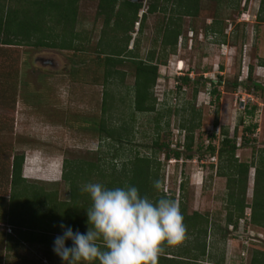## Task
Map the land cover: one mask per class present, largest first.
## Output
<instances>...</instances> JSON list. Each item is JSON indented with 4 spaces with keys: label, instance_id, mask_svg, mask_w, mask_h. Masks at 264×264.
<instances>
[{
    "label": "rangeland",
    "instance_id": "rangeland-1",
    "mask_svg": "<svg viewBox=\"0 0 264 264\" xmlns=\"http://www.w3.org/2000/svg\"><path fill=\"white\" fill-rule=\"evenodd\" d=\"M232 1L203 0L199 16L180 19L175 11L179 8L177 1L160 0L159 9L148 14L139 31L136 26L130 30L128 44L123 41L114 46L113 34L103 38L106 17L100 13V0H81L77 31L87 32V39L77 41L81 49L0 44V196L8 200L11 193L9 174L14 155L24 153L29 158L33 153L39 155L41 150L45 152V158L39 156L40 160L33 159V162L27 159L28 176L32 171L30 176L38 178L29 179L28 183L57 192L61 201L69 200L70 186L57 167L60 163L64 166L66 158L98 160L102 157L121 168L123 162L136 153L154 154L157 117L161 111L164 112L160 123L162 140L171 143L172 149L180 148L184 154L181 160H167L164 152L158 153L163 163L164 192L176 195L179 202L182 180H188L185 205L189 214L210 215L208 245L214 250L209 259L216 261L225 255L226 260L229 258L227 264H251L255 250L264 251V228L246 222V230L251 227V234H256L262 243L253 245L254 240L250 241L251 247L242 258L241 234L231 233L226 224L228 179L218 174V156L207 151L211 141L219 146L222 128L227 127L231 136L238 133L237 156L241 161L255 160L259 164L264 155V21L258 18L262 0H243L240 7ZM151 2L154 0L143 1L141 13L148 11ZM261 15L264 17V11ZM172 20H182L183 39H179L178 52L169 55L166 64H160V76L154 88L158 111L135 112L137 67L130 50L138 51L140 58L148 59L150 51L156 49L159 59L163 29ZM214 22H219L228 37V41H224L227 44L224 54L235 52L230 61L223 57L222 45L218 43L222 37L212 32L207 34ZM49 40L53 39L49 37ZM126 45L123 54L127 59L113 67L115 72L126 75L115 73L106 81L107 64L105 57L101 58L99 54H112ZM231 45L235 48L232 49ZM179 58L185 60L186 72L190 70V76L194 74V78L204 79L196 85H183L182 89L176 90L179 75L172 62ZM251 67L254 69L253 81L260 82L262 89H254L252 93L244 85L235 89L237 78L240 82H248ZM220 76L224 83L220 84L219 98L213 94L215 85L207 83L205 78L220 82ZM196 86L200 91L195 98ZM190 104L200 113L198 118L202 124L196 130L194 159L187 157L190 152L183 147L186 133L180 126L184 116L191 115L184 112L185 107L190 109ZM168 108H173L171 114H168ZM104 122L105 131L101 129ZM255 124L258 125L256 130L247 131ZM107 129L114 130L113 137L108 138ZM119 133L124 134L123 141L119 140ZM214 135L217 139L213 138ZM243 136L248 138V143L244 144ZM115 154L120 155L113 160ZM212 164H216L215 167ZM255 177L256 166L250 171L249 204L253 201ZM5 200H0V264H64L47 244L26 242L10 248L13 243L9 235L14 236L16 232L9 231L15 228L6 217L9 207ZM251 213L252 209L248 208L246 217L250 218ZM200 238L190 236L180 244H192L193 247L202 241Z\"/></svg>",
    "mask_w": 264,
    "mask_h": 264
},
{
    "label": "trees",
    "instance_id": "trees-1",
    "mask_svg": "<svg viewBox=\"0 0 264 264\" xmlns=\"http://www.w3.org/2000/svg\"><path fill=\"white\" fill-rule=\"evenodd\" d=\"M81 0H0V44L13 45H28L37 47H53L68 50H79L81 47L77 45V41L87 39V32H78L77 23L79 17V5ZM159 1L154 0L148 6V11L143 14L141 26L147 20L149 13H155L159 9ZM168 2L172 0H167ZM179 8L175 11L182 19L185 16L197 17L202 8L203 0H175ZM223 3L224 0H218ZM243 0H233L235 6L240 7ZM248 1V0H247ZM100 13L105 15V25L103 30V38H108L109 34H113V45L121 44L130 41L129 32L135 28L137 22L140 21L141 10L144 8L143 3H136L129 0H100ZM264 11V0H262L261 10L258 18L264 21L261 15ZM245 15V14H244ZM115 21L114 24L112 22ZM219 27L217 28V26ZM57 29H56V27ZM209 32L218 34L222 37L218 43L222 44L228 41L225 29L221 28L219 22H214ZM56 30V32H55ZM53 34H55L53 38ZM183 34L182 20L174 22L172 20L164 27L162 32V55L157 58V50L150 51L148 59H142L138 51L130 50L132 61L136 64L137 74L134 87L135 112L153 113L158 111V98L154 93V88L157 84L160 64H166L169 60V55L176 54L179 48V39ZM125 35H127L125 37ZM51 37L53 40H49ZM34 41V39H36ZM108 40V39H107ZM106 40V41H107ZM225 41V42H224ZM111 42L110 40L107 41ZM107 43V44H108ZM114 45V46H116ZM118 50V51H117ZM114 50V53L99 57H105L106 81L115 73H121L113 69L115 65L124 63L127 57H124L126 47ZM158 60V61H157ZM264 64V61L262 62ZM253 67L248 77V82H240L237 78L234 82V88L237 89L244 85L247 90L252 93L254 89H262L263 85L258 81H253ZM124 77V76H123ZM211 80L205 78V81L215 85L213 94L220 98V84L224 81ZM204 78H192L190 74L180 76L176 84V90L182 89L183 85L198 84ZM253 81V82H252ZM252 83V84H250ZM16 91V90H15ZM200 91L199 86L195 87L194 96H198ZM16 92L13 97L15 98ZM15 101V99H14ZM189 108H184V112H190L189 117H185L181 123V129L185 131V141L183 147L186 148L189 154L188 159L195 158L194 144L196 141V130L202 124L200 113L196 107L190 104ZM108 109L107 101H104V111ZM179 111V110H178ZM168 114L173 112V108H168ZM199 114V116H197ZM164 112L158 111V127L157 135L154 139L155 151L152 155H142L140 152L123 162L122 167L114 161H107L102 157L98 160L82 159L72 160L65 159L63 179L69 183L70 198L66 201L59 200L57 192L46 191L45 188L36 184H29L24 176L26 154H15L10 168V185L11 193L8 200L0 196V200H5L8 203L9 212L6 215L8 221L14 226L15 235H9L11 239L10 248L14 249L22 246V243L29 242L47 244L53 249V243L58 235H62L63 230L60 224L64 223L71 226L73 230H79L86 233L89 225L87 224L88 214L87 209L91 207L92 200L90 195L81 190L82 186L89 182L103 183L109 188L123 187L125 185L136 186L142 195H147L153 200H158L161 197H168L177 200L176 195H169L163 190L165 176L161 173L162 165L158 153L164 152L166 159L176 160L183 159V152L180 148L172 149L171 143L163 141L161 138V120ZM216 126L219 122L216 121ZM170 122H168V127ZM258 128V125L252 128H247V131H253ZM101 129L105 131V122L101 124ZM108 138L114 136V130L107 129ZM119 140L123 141L124 134L119 133ZM217 139V136H213ZM238 133L235 132L231 136L230 130L227 127L222 128L221 139L219 146L213 141L208 145L207 151L212 156H218L219 164L217 165L218 174L221 177L228 179V199H227V227L230 224H235L239 227L241 218H247V221L252 225L264 228V155L260 157L259 164L253 162L241 161L237 156ZM244 144L248 143V138L243 136ZM180 147L182 145L179 144ZM120 154H115L113 160ZM216 164H212L215 167ZM256 166V177L254 196L251 204L248 203V184L250 171ZM161 182V190L158 191L153 187V181ZM188 187V180L183 179L181 183V200L179 204L184 222L187 226L186 239L190 236L202 239L194 244H180L179 246H166L165 251L160 255L158 264H199L200 258L207 256L208 236L210 233L211 219L209 214H201L195 212L189 214L185 205V193ZM178 201V200H177ZM252 209L251 217H246V210ZM249 219V220H248ZM196 240V239H195ZM70 247L72 241H68ZM198 251V253H197ZM55 254V253H54ZM56 255V254H55ZM58 256V255H57ZM99 264V262H95ZM251 264H264V251L257 249L254 252V257Z\"/></svg>",
    "mask_w": 264,
    "mask_h": 264
},
{
    "label": "clouds",
    "instance_id": "clouds-1",
    "mask_svg": "<svg viewBox=\"0 0 264 264\" xmlns=\"http://www.w3.org/2000/svg\"><path fill=\"white\" fill-rule=\"evenodd\" d=\"M221 45L224 51L227 44ZM179 61H184L186 71L184 59L179 58L172 64L177 67ZM38 154L26 156V163L27 159L33 162V159L40 160L39 156L45 158V152L40 150ZM28 167L24 170L25 178L38 179L30 176L32 171L28 176ZM57 167L63 172L61 163ZM153 187L160 191L161 182L153 181ZM81 190L92 200L87 209L89 228L84 233L60 224L63 233L55 238L53 251L64 264H95L97 261L99 264H158L166 246L179 245L186 239L187 226L175 199L161 197L153 200L142 195L134 185L109 188L103 183L89 182ZM9 231L12 233V228ZM69 240L72 241L70 247L67 245Z\"/></svg>",
    "mask_w": 264,
    "mask_h": 264
},
{
    "label": "built area",
    "instance_id": "built-area-1",
    "mask_svg": "<svg viewBox=\"0 0 264 264\" xmlns=\"http://www.w3.org/2000/svg\"><path fill=\"white\" fill-rule=\"evenodd\" d=\"M141 15V18L143 17V12L140 14ZM140 26H141V22L139 21V22H137V25H136V30H137V32L139 31V29H140ZM181 62H184V61H179V64H178V66H177V68H178V70H177V72H178V75L179 76H185V75H187V73H186V71L184 70V66H182V65H180L181 64ZM194 74H191V77L192 78H194V76H193ZM162 77H165V74L162 76ZM179 82L177 81V84H178ZM250 216H251V214H249ZM246 222H247V218H241L240 219V222H239V227L237 228L236 227V225L235 224H231L230 225V231H232V233L233 232H235V234L236 235H238V233H240L241 235H239V237L240 238H242L243 240V244L245 245V246H247L248 248H250L251 247V243H250V241H252V240H254V243H253V245L255 244V243H262L261 241H260V239H258V238H256L255 236H256V234H251V232H252V228L250 227L249 229H247L246 230ZM243 255L245 256L246 254H245V252L243 253Z\"/></svg>",
    "mask_w": 264,
    "mask_h": 264
},
{
    "label": "crops",
    "instance_id": "crops-1",
    "mask_svg": "<svg viewBox=\"0 0 264 264\" xmlns=\"http://www.w3.org/2000/svg\"><path fill=\"white\" fill-rule=\"evenodd\" d=\"M231 48L233 49V48H235V46L234 45H231ZM222 51H223V49H222ZM223 53V57H226V59L227 60H231V58L233 57V55H234V51L232 52H230V54H224V51L222 52ZM232 56V57H231ZM264 66V65H263ZM210 73H212L211 71H210ZM240 87H242V86H240ZM30 160V159H29ZM26 167V166H25ZM27 167H28V165H27ZM210 245V244H209ZM209 245H208V250H207V256H206V260H203L202 259V257L200 258L201 260H199L198 261V263L199 264H227V262H228V260H229V258H228V260H226V256L225 255H223L222 256V258H220L219 260H216V261H213V260H210L209 259V254H210V256H211V251L212 250H214V249H212V248H209ZM211 246V245H210ZM248 249H250V248H248L247 246H245L244 244L242 245V247H241V255L243 256H241L242 258H244V255H243V253L245 252L246 253V255H247V252L249 251ZM226 255H228V254H226ZM231 259V258H230Z\"/></svg>",
    "mask_w": 264,
    "mask_h": 264
},
{
    "label": "water",
    "instance_id": "water-1",
    "mask_svg": "<svg viewBox=\"0 0 264 264\" xmlns=\"http://www.w3.org/2000/svg\"><path fill=\"white\" fill-rule=\"evenodd\" d=\"M129 1L136 2V3H143L144 0H129Z\"/></svg>",
    "mask_w": 264,
    "mask_h": 264
},
{
    "label": "bare ground",
    "instance_id": "bare-ground-1",
    "mask_svg": "<svg viewBox=\"0 0 264 264\" xmlns=\"http://www.w3.org/2000/svg\"><path fill=\"white\" fill-rule=\"evenodd\" d=\"M182 66H184V62H182Z\"/></svg>",
    "mask_w": 264,
    "mask_h": 264
}]
</instances>
